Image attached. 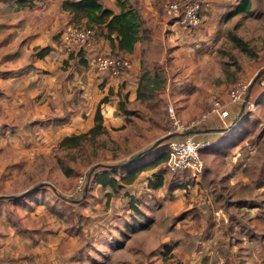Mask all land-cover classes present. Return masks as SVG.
<instances>
[{"label":"rangeland","instance_id":"rangeland-1","mask_svg":"<svg viewBox=\"0 0 264 264\" xmlns=\"http://www.w3.org/2000/svg\"><path fill=\"white\" fill-rule=\"evenodd\" d=\"M246 1L249 11L232 16ZM201 25L193 30L199 29L209 37L200 41L190 34L187 40L193 42H187L188 50L174 60L167 61V53L163 64L153 63L147 53L143 70L166 81L164 92L133 104L135 110L127 114L131 120L127 119L122 131L93 128L80 136L81 144L68 145L51 124L34 123L29 113L23 112L10 120L8 107H0V196H21L39 187L18 199L0 201L2 221L14 232L2 236L0 264H21L18 261L25 259L29 260L27 264H184L179 253L193 263L201 261L205 247L191 234L194 225L171 221L166 214L169 202L160 191L147 190L145 181L121 188L119 193L94 182L88 192L85 189L79 196L74 193L79 177L95 167L122 165L157 141L175 135L169 105H173L181 123L196 122L213 109L215 101L226 105L229 93L239 82L251 85L250 98L231 107L227 122L235 124L245 109L246 119L258 122L260 127L248 142L231 151L228 159L214 155L208 162L203 159L206 170L214 176L208 186L212 192L220 189L225 175L230 188L223 197L235 194L237 200L264 205V98L258 104L254 97L264 92V82L261 85L257 81L264 71V0L230 2L228 14L212 36ZM235 36L243 40L247 52L233 40ZM163 55L158 49L153 53L157 58ZM217 119L213 116L211 121L201 122L202 131L212 128ZM243 121L229 131L228 145L243 138L241 131H247V122ZM210 136L226 137L219 133ZM166 151L167 140L135 165L119 170L117 179L135 168L145 169ZM209 152L212 150L208 147L201 157ZM153 171V181L156 175L164 174L167 187H174L178 181L166 163L158 164ZM127 191L139 194L127 199ZM167 191L164 193L169 197ZM228 212L232 213L230 209ZM217 213L222 223L224 213ZM173 248L177 253L174 257Z\"/></svg>","mask_w":264,"mask_h":264},{"label":"crops","instance_id":"crops-1","mask_svg":"<svg viewBox=\"0 0 264 264\" xmlns=\"http://www.w3.org/2000/svg\"><path fill=\"white\" fill-rule=\"evenodd\" d=\"M65 1L74 0H0V107H8L10 120L21 112L29 113L34 123L51 124L56 134L65 139L80 137L95 128L99 111L103 117L102 129L124 130L127 119L131 120L126 110L132 112L133 104L141 102L138 91L145 74L143 65L148 60L147 53L153 63L163 64L167 53L168 61L188 50L186 43L193 42L187 40L191 35L195 34L200 41L209 37L199 29L185 31L176 19L168 18L165 5L170 0H121L139 12L150 40H140L132 54H125L119 51L117 41L113 44L106 37L98 36L94 50L125 56L131 60L132 68L120 77L96 73L84 52L67 57L60 47V33L69 25L77 24L73 16L63 10ZM98 1L116 14L120 12L117 0ZM210 1L211 7L203 13L201 27L212 36L217 32L219 21L228 14L230 2L236 0ZM80 24L90 27L87 21ZM106 30L103 28L98 33H106ZM156 49L163 51V58L153 56ZM210 129L213 131L217 126ZM207 131L195 137L214 139L210 135L215 133ZM227 135L225 139L229 143ZM253 135L239 139L231 151ZM210 155L222 159L215 152L207 153L203 159L208 162ZM210 172V169L205 170L191 185L189 179H184L171 194L167 192L169 197L164 193L167 188L159 192L169 202L166 214L170 220L194 225L191 234L205 247V255L197 263L185 258L186 255L174 253V248L172 254L181 256L184 264H264V205L237 200L235 194L223 197L222 193L230 188L225 175L220 180L221 188L212 192L208 185H212L214 176ZM217 212L224 213L222 223ZM2 217L0 214V242L2 236L14 235L12 227L4 224ZM215 233L217 236H213ZM20 262L27 264L28 260Z\"/></svg>","mask_w":264,"mask_h":264},{"label":"trees","instance_id":"trees-1","mask_svg":"<svg viewBox=\"0 0 264 264\" xmlns=\"http://www.w3.org/2000/svg\"><path fill=\"white\" fill-rule=\"evenodd\" d=\"M117 6L120 9V12L118 14H116L114 11L110 9L105 8L98 0H74V1H65L63 3V10L71 14L74 20L76 21L75 23L77 24H80L82 21H87L90 27L96 31L97 36L106 37L113 44L117 41L120 52L125 53V54H132L135 50L137 43L140 40H146V41L150 40L149 32H148L149 30L147 29L145 22L142 19L141 15L134 7L129 5L127 2H122L121 0H117ZM249 6H250V3L246 1L243 5L238 7V9H236L232 13V16L248 12L250 9ZM103 28H106L107 32L98 33V31ZM113 35H115L114 38L112 37ZM233 40L237 43L239 47L242 48V50L247 52L246 51L247 47H246V44L243 42V40H241L239 37H236V36L233 37ZM59 43H60V47L62 48V32L59 35ZM83 52H84V57L89 64V59H90V56L92 55L91 50L86 51L85 49L81 48L71 53L70 55H66L64 52L63 53L67 57H70L74 54L83 53ZM107 55L125 57L122 55H112V54H107ZM257 81L260 82V84L264 82V71L261 73ZM165 84H166V81L162 79L158 74L152 77L151 75L145 72V74L143 75L140 81L138 99L141 101H146V100H152V99L159 97V95L164 92ZM250 86H249V91L247 95L249 96V98H250V93H249ZM262 89L264 91V84L262 85ZM263 93H256V95L254 96L256 103L259 104V100L261 99V97L264 98V96H262ZM249 98L247 97L248 101H249ZM128 112L129 111L126 110V113ZM231 112L232 111L230 109V114L224 122L217 119V122L215 124H212V126L214 127L216 125L217 129L212 131L210 128L209 129L207 128L206 130H210V132L215 133V135L216 133L227 135L228 132L224 131L225 128H229V127L233 128V126H237L244 119L243 122H247V131L246 130L241 131V134L243 136L242 140H245L246 138H249L250 136H252L255 133L256 128L259 125L258 122L256 121L249 122L246 119L245 109H242V112H241L242 117L236 120L235 124H233L234 122L228 123L227 121H229L232 115ZM208 121H211V120L209 119ZM102 123H103V117L99 111L96 116L95 129H102L103 128ZM206 130L202 131V126H199L198 128L194 130V134L204 133L206 132ZM174 136H177V138L174 139L173 138ZM174 136L171 139L167 140L168 149H169V145L171 142L177 139L182 140L187 137L186 135H180V134H175ZM216 139L199 140V141L209 142L210 143L209 148H211L212 152L219 154L221 158L224 159L230 154L233 145H227L225 138H221V140H216ZM81 141H82L81 137H70V138L65 139V143L68 145L81 144ZM212 146H214L213 148H215V150L212 149ZM202 151H201V156H202ZM168 158H169V150L166 151V154H163L158 159L154 160L150 165L146 166L145 169L140 168V167L135 168L131 170L130 172L126 173L125 175H120L121 177L119 180L117 179L119 170L126 169V168L128 169L129 166L135 165L136 162H139L141 158L126 167H121L120 165H118V167H114V166L95 167L93 170H91L90 173L86 174L87 178H86V183H85L83 192L85 191V189L88 192V190L91 187V183H94V182L104 189H107V188L112 189L113 191L112 193H119L121 188H124L126 186H131L137 181L139 182L145 181L144 184L147 190L160 191L163 188H167L168 190L167 192L171 194L170 192L174 188L179 186L181 182L184 181V179L185 180L189 179L188 184L190 185L191 183H194L188 172L174 173L175 175H177V179H178V181L175 182L176 184L173 185L174 187H167L165 185V182H164L165 175L164 174H161L160 177L156 175V181H153V175L155 174L153 170L155 169V167H157L158 164L166 163L167 165ZM149 168L153 170H150ZM148 172L150 173L147 174ZM55 193H57V191H55ZM125 194H127L126 198L129 199L132 196H137L139 192L131 193L130 191H127ZM131 200L133 201L134 199L132 198ZM131 210H133L134 212L138 211V210L136 211V208H131ZM137 213H139V211ZM140 216H141L140 218H142V215ZM22 259H24V257H21V260Z\"/></svg>","mask_w":264,"mask_h":264},{"label":"built area","instance_id":"built-area-1","mask_svg":"<svg viewBox=\"0 0 264 264\" xmlns=\"http://www.w3.org/2000/svg\"><path fill=\"white\" fill-rule=\"evenodd\" d=\"M210 0H170L165 5V15L176 19L185 31L199 27L203 21V13L210 9ZM98 41L96 31L83 24L69 25L62 32V50L66 55L85 49L92 51L89 59L90 68L96 73H108L113 77H120L132 68L129 58L121 56H110L101 54L94 50ZM249 83L239 82L229 93V102L222 105L219 101L213 103V109L201 120L192 123H181L175 117L173 105H169V115L176 126L174 134L186 135L185 139H177L169 145L168 170L173 173L188 172L193 181H198L205 172V161L201 157V151L207 149L210 143L195 139L194 130L201 126V122L216 116L224 122L230 114V109L238 103L247 101ZM254 105L253 103L250 104ZM256 105V104H255ZM212 116V117H211ZM76 185L75 195L83 193L87 175L79 177Z\"/></svg>","mask_w":264,"mask_h":264},{"label":"water","instance_id":"water-1","mask_svg":"<svg viewBox=\"0 0 264 264\" xmlns=\"http://www.w3.org/2000/svg\"><path fill=\"white\" fill-rule=\"evenodd\" d=\"M229 129H231V127L229 128H225L224 131H228ZM174 135H169L167 137H165L164 139H161L159 141H157L150 149H148L147 151L138 154L137 156H135L133 159L129 160L128 162L120 165L121 167H126L129 164H132L133 162L137 161L138 159L142 158L143 156L147 155L151 150L155 149V147H158L162 142H164L165 140H169L173 137ZM114 167H118V166H114ZM53 187V186H52ZM39 189V187L34 188L26 193H24L23 195H26L30 192H32L33 190H37ZM53 189L56 191V189L53 187ZM21 195V196H23ZM20 195L16 196V195H10V196H0V201L1 200H13V199H18L19 197H21Z\"/></svg>","mask_w":264,"mask_h":264}]
</instances>
